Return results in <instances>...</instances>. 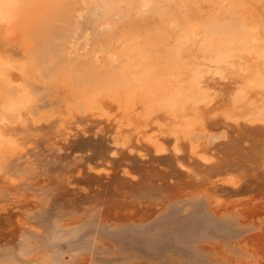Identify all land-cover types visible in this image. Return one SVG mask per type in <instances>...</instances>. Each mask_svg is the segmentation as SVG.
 Segmentation results:
<instances>
[{
    "label": "bare ground",
    "instance_id": "bare-ground-1",
    "mask_svg": "<svg viewBox=\"0 0 264 264\" xmlns=\"http://www.w3.org/2000/svg\"><path fill=\"white\" fill-rule=\"evenodd\" d=\"M91 1L103 0H0V184L19 182L10 163L45 129L82 133L80 145L106 159L88 166L93 177L118 168L137 181L156 163L217 213L264 219L263 202L247 207L264 190V0H165L159 22L115 25L86 56L91 32L77 37ZM124 1L135 11L139 0ZM87 120L113 126L110 147L96 137L103 127L86 138ZM262 226L248 244L258 264Z\"/></svg>",
    "mask_w": 264,
    "mask_h": 264
},
{
    "label": "rangeland",
    "instance_id": "rangeland-1",
    "mask_svg": "<svg viewBox=\"0 0 264 264\" xmlns=\"http://www.w3.org/2000/svg\"><path fill=\"white\" fill-rule=\"evenodd\" d=\"M125 3L90 2L77 37L91 32L86 56L115 25L156 23L162 8L171 9L165 0H139L135 11ZM106 16L111 21L99 23ZM80 124L89 125L85 136L91 140L103 127L96 137L111 146L112 125ZM48 133L43 131L25 159L10 163L19 182L0 184V264H258L248 244L262 231L261 214L245 220L237 211L217 213L204 195H184L185 185L169 180L156 163L144 164L137 181L123 179L118 168L108 177H93L88 166L106 159L80 145L82 133L69 140ZM260 190L247 207L258 200L263 207ZM19 216L36 229L18 226Z\"/></svg>",
    "mask_w": 264,
    "mask_h": 264
}]
</instances>
